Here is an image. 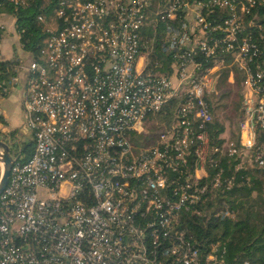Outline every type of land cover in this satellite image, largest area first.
<instances>
[{"label":"built area","instance_id":"2783aa9c","mask_svg":"<svg viewBox=\"0 0 264 264\" xmlns=\"http://www.w3.org/2000/svg\"><path fill=\"white\" fill-rule=\"evenodd\" d=\"M263 7L55 0L51 19L38 16L47 37L37 56L17 59L11 80L24 73L21 108L34 147L26 161L12 156L0 193V264H226L224 245L209 243L203 256L180 221L229 188L222 167L210 178L212 164L232 157L237 168H264ZM147 26L163 34L169 72L139 62ZM4 31L2 23L0 41ZM226 57L243 100L236 136L214 139L206 96ZM167 112L170 123L159 122ZM39 188L50 198L38 199ZM216 216L232 213L224 203Z\"/></svg>","mask_w":264,"mask_h":264},{"label":"trees","instance_id":"16d2710c","mask_svg":"<svg viewBox=\"0 0 264 264\" xmlns=\"http://www.w3.org/2000/svg\"><path fill=\"white\" fill-rule=\"evenodd\" d=\"M54 3L55 0L50 3L43 0H26L24 4L14 5L6 0H0V13L15 19L16 30L20 33L19 43L25 54L28 53L32 57L38 55L47 37L44 30L45 22L39 21L38 16H44L46 21L51 19ZM261 13H264V7ZM158 33L161 34V30ZM156 52L158 57H161L158 46H156ZM18 64L15 60H0V81L4 82L3 89L0 88L1 95L8 93L12 85L11 80L17 75ZM228 73V69H222L216 73L215 87L216 92L219 93H216L217 95L210 93L206 96L212 114L209 133L214 139H217L223 129L214 113L217 114V109L227 106L231 96L230 89L234 86L227 83ZM236 80L235 86H241V81ZM171 104L175 106L177 101L174 100ZM156 118L159 122L168 124L173 116L171 112L158 113ZM0 124H6L2 116H0ZM16 134L17 130L8 133L0 131V140L10 145L12 156L26 161L33 152L34 142L33 140L19 142ZM219 167L223 168L224 176L231 180V183L225 192L218 195L220 205L218 209L225 203L232 217L221 219L215 216L208 221L207 225H204V219L184 215L180 221V228H184L187 235H193L203 256L209 251V243L218 241L225 246L226 252L223 258L226 264H244V261L249 264H264V168H237L234 158L225 157L221 162L208 167L210 178Z\"/></svg>","mask_w":264,"mask_h":264},{"label":"rangeland","instance_id":"374dc122","mask_svg":"<svg viewBox=\"0 0 264 264\" xmlns=\"http://www.w3.org/2000/svg\"><path fill=\"white\" fill-rule=\"evenodd\" d=\"M4 19L6 21H8L7 23L10 24L9 26L13 28V33L15 36V40L14 39H10L9 41L12 43L11 44V48L15 47L17 49V47L19 48L18 50L21 51L22 49L20 48V43L18 42L17 39V34H16V25H15V21L14 19L9 16V15H3ZM258 17L260 18V16L258 15ZM0 24H2V22L0 21ZM3 25L5 26V29L7 28V24L3 23ZM159 29L156 28L155 31L151 26H147L145 31L142 34V47H141V55H140V60L139 62L142 64V67L149 72L152 73H166L169 72V67L168 65L171 63V59L167 58V52L162 51V49L160 48L162 43H163V34H159L158 33ZM6 35L7 32L3 33V35ZM2 35V38H3ZM12 36V35H11ZM1 38V41H2ZM0 41V43H1ZM156 46L159 47V50L161 51V57H158L157 52H156ZM1 61H6V60H17V56H15V58L12 55H5L4 56H0ZM25 58V57H23ZM168 60V62H166V60ZM5 59V60H4ZM228 61V62H227ZM20 61H18L19 63ZM231 66V61H229V59L226 57L224 60V64L223 67L220 68V70L222 69H228L229 73H228V80L227 83H231L232 85H234L230 90H231V96L227 102V106L221 109H217V114L214 113L215 118L221 123V125L223 126L222 131L219 134H223L224 136L227 137H231L234 138L237 134V130H238V121H239V115L241 113V105H242V100H243V88H242V83L241 86H235L237 80L241 81V75L238 74V72L235 70V68H231L228 67ZM219 70V71H220ZM230 70H233V76L232 79H230ZM218 71V72H219ZM235 83V84H234ZM219 92H215L213 94H216ZM217 95V94H216ZM3 95L0 94V99L2 98ZM5 99L7 101H5V103H8L10 105L8 113H9V117H10V122L9 124H12L13 126H11V128L13 129H19V127L21 126V124L23 125L25 123V119H24V115L20 109V106L17 103V100L14 99L11 95L5 97ZM226 104V103H225ZM1 125V124H0ZM3 125V124H2ZM145 127V131L147 133V135H154L157 132V129L155 127V124L153 123H149L144 125ZM151 136V137H152ZM18 137L16 136V139ZM24 139V141H30L31 139H29V137H23L21 136V139ZM22 139V140H23ZM19 141V138H18ZM139 146V145H138ZM2 163L0 162V168L2 171ZM1 174V172H0ZM54 195H57L56 192H53ZM51 192L45 188H39L37 190V197L38 199H48L50 198ZM219 196L218 195H214L209 201H207L206 203L202 204L198 210L199 213L201 214L200 216H197L201 219H204V225H207L208 221L216 216V212L219 208ZM205 213V215H204ZM218 242V241H216ZM214 242V243H216ZM212 243V242H210ZM245 262V261H244ZM245 264V263H244ZM249 264V263H248Z\"/></svg>","mask_w":264,"mask_h":264},{"label":"crops","instance_id":"0c3cea01","mask_svg":"<svg viewBox=\"0 0 264 264\" xmlns=\"http://www.w3.org/2000/svg\"><path fill=\"white\" fill-rule=\"evenodd\" d=\"M0 21L2 23H6L7 24V28L5 29V33L7 32V34L3 35L2 41L0 43V56H4L5 55H12L14 58L15 56H17V59H21L25 56V52L23 50L19 51L18 47L17 49L15 47L11 48V42L9 41L10 39H14L15 40V36L13 33V28L10 27L4 17L2 15H0ZM12 35V36H11ZM3 58H0V60ZM5 60V59H4ZM19 78L17 82L12 83L10 89L8 90V93L6 95H3L2 98L0 99V116L3 117L4 121L6 122V124L4 125H0V131L3 133H8L10 131L13 130H17V137L19 138V142H24L25 138L22 140L21 136H25V137H29V139L32 140V135L31 132L29 130H27V128L25 127V125L21 124V126L19 127V129H13L11 128V126H13L10 122V117H9V107L10 105L8 103H5V101H7L5 99V97L11 95L14 99L17 100L18 105L20 106V109L22 111L21 108V101H22V96H23V91H24V83H25V77H24V73L22 72H18ZM23 113V111H22ZM17 138V141H18Z\"/></svg>","mask_w":264,"mask_h":264},{"label":"water","instance_id":"95a60500","mask_svg":"<svg viewBox=\"0 0 264 264\" xmlns=\"http://www.w3.org/2000/svg\"><path fill=\"white\" fill-rule=\"evenodd\" d=\"M215 84V81L214 83ZM214 86V85H213ZM13 157L10 154V145L0 140V162L2 163V171L0 174V193L7 185L9 173L12 165Z\"/></svg>","mask_w":264,"mask_h":264}]
</instances>
